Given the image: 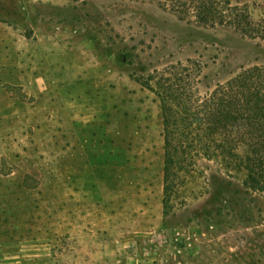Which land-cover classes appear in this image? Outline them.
<instances>
[{
  "label": "rangeland",
  "instance_id": "obj_1",
  "mask_svg": "<svg viewBox=\"0 0 264 264\" xmlns=\"http://www.w3.org/2000/svg\"><path fill=\"white\" fill-rule=\"evenodd\" d=\"M58 1L0 0V264H264V193L217 160L164 184L141 84L196 60L205 92L264 65V43L149 1ZM231 1L264 19V0Z\"/></svg>",
  "mask_w": 264,
  "mask_h": 264
},
{
  "label": "trees",
  "instance_id": "obj_2",
  "mask_svg": "<svg viewBox=\"0 0 264 264\" xmlns=\"http://www.w3.org/2000/svg\"><path fill=\"white\" fill-rule=\"evenodd\" d=\"M144 1L181 21L232 29L264 43V19L255 21L245 5L231 0ZM202 69L196 60L174 62L141 80L159 104L164 184L172 183L179 161L217 160L227 172L244 174V189L264 193V65L242 67L205 92L200 89Z\"/></svg>",
  "mask_w": 264,
  "mask_h": 264
},
{
  "label": "crops",
  "instance_id": "obj_3",
  "mask_svg": "<svg viewBox=\"0 0 264 264\" xmlns=\"http://www.w3.org/2000/svg\"><path fill=\"white\" fill-rule=\"evenodd\" d=\"M46 2H50V4H56L60 1L58 0L57 1L56 0H23V3L28 7L35 6V5H41V4H47ZM4 50H5V33L3 30H1L0 31V55L2 58H3Z\"/></svg>",
  "mask_w": 264,
  "mask_h": 264
}]
</instances>
